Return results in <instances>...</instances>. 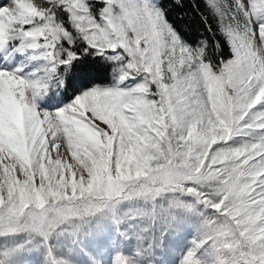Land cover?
Returning <instances> with one entry per match:
<instances>
[{"label": "snow or ice", "instance_id": "1", "mask_svg": "<svg viewBox=\"0 0 264 264\" xmlns=\"http://www.w3.org/2000/svg\"><path fill=\"white\" fill-rule=\"evenodd\" d=\"M205 4L215 64L153 0H0V53L21 58L0 67V238H19L0 264H74L103 222L135 241L111 264H142L180 212L198 224L179 264H264V0ZM53 88L74 95L50 109Z\"/></svg>", "mask_w": 264, "mask_h": 264}, {"label": "rangeland", "instance_id": "2", "mask_svg": "<svg viewBox=\"0 0 264 264\" xmlns=\"http://www.w3.org/2000/svg\"><path fill=\"white\" fill-rule=\"evenodd\" d=\"M157 5V0H153ZM20 57L13 56L8 60H4V55L0 53V67H15L20 62ZM34 65H28L26 68L30 70ZM43 105L48 108L62 106L63 102L52 100L48 93L43 98ZM198 217L190 212L178 213L176 224L164 236L159 247L155 248L151 256H147L142 260V264H179V260L183 255L189 242L196 235ZM130 235V230L126 225L121 226ZM19 238H9L5 240L0 238V245L5 243L12 245ZM135 241L133 239L123 238L116 230V227L108 222L93 224L91 226V235L84 239L80 246L83 251L77 249L71 256L74 264H89V254L95 253L100 260V264H111L112 256L119 246V250L127 255H131ZM106 252V253H105ZM13 264H41V257L32 251L25 250L17 253L13 257Z\"/></svg>", "mask_w": 264, "mask_h": 264}, {"label": "trees", "instance_id": "3", "mask_svg": "<svg viewBox=\"0 0 264 264\" xmlns=\"http://www.w3.org/2000/svg\"><path fill=\"white\" fill-rule=\"evenodd\" d=\"M164 18L179 37L192 48L204 46L205 58L212 63L231 56L227 40L219 31L217 17L208 9L205 0H157ZM87 66L107 68V72L94 74L92 82L111 83L112 65L100 57H85ZM83 66V65H82ZM49 97L54 101L68 103L74 95L71 89H50Z\"/></svg>", "mask_w": 264, "mask_h": 264}]
</instances>
